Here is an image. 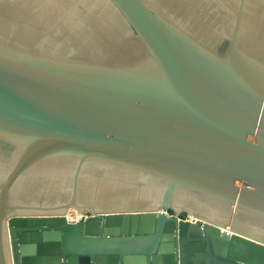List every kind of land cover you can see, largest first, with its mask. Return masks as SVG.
I'll list each match as a JSON object with an SVG mask.
<instances>
[{
    "label": "water",
    "instance_id": "obj_1",
    "mask_svg": "<svg viewBox=\"0 0 264 264\" xmlns=\"http://www.w3.org/2000/svg\"><path fill=\"white\" fill-rule=\"evenodd\" d=\"M0 264H264V0H0Z\"/></svg>",
    "mask_w": 264,
    "mask_h": 264
},
{
    "label": "bare ground",
    "instance_id": "obj_2",
    "mask_svg": "<svg viewBox=\"0 0 264 264\" xmlns=\"http://www.w3.org/2000/svg\"><path fill=\"white\" fill-rule=\"evenodd\" d=\"M68 217H74V218H79L80 216L79 215H77V213L76 212H73V213H70L69 212V214H68Z\"/></svg>",
    "mask_w": 264,
    "mask_h": 264
},
{
    "label": "built area",
    "instance_id": "obj_3",
    "mask_svg": "<svg viewBox=\"0 0 264 264\" xmlns=\"http://www.w3.org/2000/svg\"><path fill=\"white\" fill-rule=\"evenodd\" d=\"M79 215V214H78ZM188 219H193L191 216L190 217H188Z\"/></svg>",
    "mask_w": 264,
    "mask_h": 264
},
{
    "label": "flooded vegetation",
    "instance_id": "obj_4",
    "mask_svg": "<svg viewBox=\"0 0 264 264\" xmlns=\"http://www.w3.org/2000/svg\"><path fill=\"white\" fill-rule=\"evenodd\" d=\"M171 214H174L173 211H170Z\"/></svg>",
    "mask_w": 264,
    "mask_h": 264
},
{
    "label": "rangeland",
    "instance_id": "obj_5",
    "mask_svg": "<svg viewBox=\"0 0 264 264\" xmlns=\"http://www.w3.org/2000/svg\"><path fill=\"white\" fill-rule=\"evenodd\" d=\"M80 216V215H79Z\"/></svg>",
    "mask_w": 264,
    "mask_h": 264
}]
</instances>
